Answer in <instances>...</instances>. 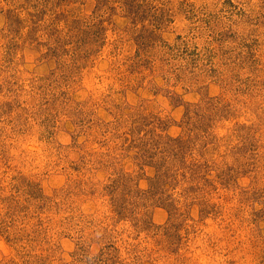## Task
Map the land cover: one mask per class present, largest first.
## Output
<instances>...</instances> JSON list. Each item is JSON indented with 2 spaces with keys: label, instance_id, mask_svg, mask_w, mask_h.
Masks as SVG:
<instances>
[{
  "label": "rangeland",
  "instance_id": "rangeland-1",
  "mask_svg": "<svg viewBox=\"0 0 264 264\" xmlns=\"http://www.w3.org/2000/svg\"><path fill=\"white\" fill-rule=\"evenodd\" d=\"M0 264H264V0H0Z\"/></svg>",
  "mask_w": 264,
  "mask_h": 264
},
{
  "label": "trees",
  "instance_id": "trees-1",
  "mask_svg": "<svg viewBox=\"0 0 264 264\" xmlns=\"http://www.w3.org/2000/svg\"><path fill=\"white\" fill-rule=\"evenodd\" d=\"M189 123V122H188ZM187 139V138H186ZM184 138H172L170 136H167V144L168 146V152H170V154L172 155L171 159H169L168 161H171L169 164V167H165V164H167L168 162L165 161L163 162L164 166L163 169L161 170L160 168H157V173L155 174V176L151 177L149 180V188L146 190H141V188H139L138 183H133L135 180V176L133 174H129V173H123L120 174L118 176H115L114 178V183H111V187H116L114 186V184H118L123 186V189L127 192H131L133 190L136 191V193L143 195V197H147V198H152V199H156L157 201H169L170 203H174L175 199L172 196V193H170L168 186L174 188V186L176 185V183L178 182V177L172 175L173 173L170 172V170L173 171V167H175L174 169H178L181 172L184 171L185 169V160L182 159L181 153L180 151L182 150L181 147L183 145H185L187 143L188 140H186ZM189 139V137H188ZM186 140V141H184ZM141 146V150L143 152H149L148 147L145 148L146 144L142 143L140 144ZM184 147V146H183ZM152 157H161L159 152H155L154 155ZM181 158V159H180ZM145 160L148 161V159L145 157ZM160 169V170H159ZM170 169V170H169ZM194 172L196 170H193ZM172 173V174H171ZM176 174V173H175ZM172 175V182L171 179L168 180V176ZM193 175V174H192ZM195 176V175H194ZM135 188H133V187ZM161 203V202H160ZM175 204H172V206H174ZM176 207V205H175ZM178 207L175 208V210H177Z\"/></svg>",
  "mask_w": 264,
  "mask_h": 264
}]
</instances>
